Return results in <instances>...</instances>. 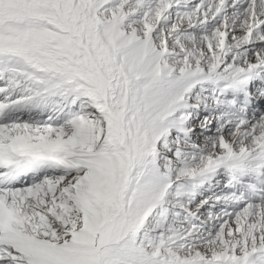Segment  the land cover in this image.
<instances>
[{
    "label": "snow or ice",
    "instance_id": "6c2138e0",
    "mask_svg": "<svg viewBox=\"0 0 264 264\" xmlns=\"http://www.w3.org/2000/svg\"><path fill=\"white\" fill-rule=\"evenodd\" d=\"M0 264H264V0H0Z\"/></svg>",
    "mask_w": 264,
    "mask_h": 264
}]
</instances>
